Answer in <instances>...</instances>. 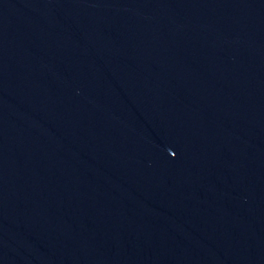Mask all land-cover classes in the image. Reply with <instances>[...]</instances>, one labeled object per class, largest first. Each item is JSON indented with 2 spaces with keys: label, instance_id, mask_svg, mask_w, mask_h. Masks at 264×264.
Here are the masks:
<instances>
[{
  "label": "water",
  "instance_id": "obj_1",
  "mask_svg": "<svg viewBox=\"0 0 264 264\" xmlns=\"http://www.w3.org/2000/svg\"><path fill=\"white\" fill-rule=\"evenodd\" d=\"M0 264H264V0H0Z\"/></svg>",
  "mask_w": 264,
  "mask_h": 264
}]
</instances>
